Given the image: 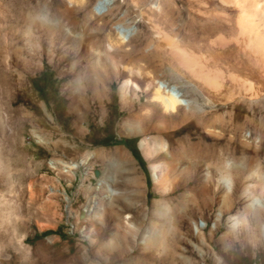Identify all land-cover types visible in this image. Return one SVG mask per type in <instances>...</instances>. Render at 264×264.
Instances as JSON below:
<instances>
[{"label":"rangeland","instance_id":"rangeland-1","mask_svg":"<svg viewBox=\"0 0 264 264\" xmlns=\"http://www.w3.org/2000/svg\"><path fill=\"white\" fill-rule=\"evenodd\" d=\"M96 1L0 0V264H264V140L245 130L224 153L244 173L230 188L218 175L206 180L204 167L163 161L175 148L197 146L196 134L180 133L170 150L148 157L142 142L154 136L149 124L170 123L150 94L132 92L142 102L124 106L120 83L105 81V72H116L95 70L94 53L104 51L108 32L119 39L116 21L98 37L84 19ZM110 4L124 6L133 32L122 38L132 39L145 24L139 9L126 0ZM65 6L84 11L61 16ZM228 13L231 26L202 20L186 42L205 51L212 36L234 37L236 11ZM170 67L157 82L192 100ZM88 75L108 99L93 96ZM152 164L169 172L165 193ZM201 186L210 188L206 198ZM154 202L169 219L164 248L152 242Z\"/></svg>","mask_w":264,"mask_h":264},{"label":"bare ground","instance_id":"bare-ground-1","mask_svg":"<svg viewBox=\"0 0 264 264\" xmlns=\"http://www.w3.org/2000/svg\"><path fill=\"white\" fill-rule=\"evenodd\" d=\"M126 1L128 6L139 9L145 23L130 40L122 38V34L133 32V26L124 25L127 14L125 11L122 15L123 5L110 4L111 0H97L89 13L83 16L95 26L98 37L104 35L110 24L117 22L114 29L119 39L110 36L112 30L108 32L104 51L94 53L92 64L95 70L101 72L109 66L116 72L113 77L105 72V81L112 85L120 83V98L124 106L133 103L135 107L137 102L141 103L142 95L135 93L133 98L131 93L143 92L150 94V102L158 103L156 108L162 107L166 112L162 117L169 121L167 126L147 123L154 134L142 142L148 157L154 150H170L168 143L180 133L196 134L199 139L197 146L175 148V151H169L162 157L163 161L171 165L185 163L204 167L206 180L210 181L218 175L219 181L229 184L230 188L232 178L236 176L240 179L244 173L238 168L232 169L231 159L224 153L233 150L236 137L245 130L259 138L260 143L264 140V0H154L156 7L151 0ZM230 9L236 11L234 24L237 33L234 37L226 33L212 36L205 51H198L186 42L192 24L202 20L220 21L222 29L231 26ZM83 11V7L65 6L60 12L61 16H80ZM26 20L35 23L36 17L29 16ZM65 33L72 34L69 28L65 29ZM103 54L106 63L102 60ZM126 58L131 65H122ZM229 61H233V66ZM167 64L185 81V93L188 97L192 96V100L175 95L170 88L168 90L162 85L163 82H157L161 76L159 73L167 69ZM88 84L94 97L104 95L109 98L106 91L98 89L91 75H88ZM148 120L151 122L149 118L145 119ZM160 167L152 164L151 169L154 182L165 193L170 176ZM209 191L208 186L198 189L199 195L205 198ZM115 194L110 191V196ZM159 205L158 202L153 203L157 213L152 219L159 226L152 235V242L164 248L168 241L169 219L160 211Z\"/></svg>","mask_w":264,"mask_h":264}]
</instances>
